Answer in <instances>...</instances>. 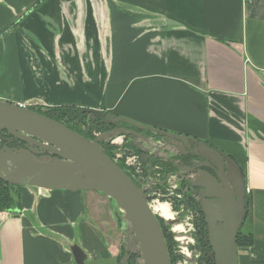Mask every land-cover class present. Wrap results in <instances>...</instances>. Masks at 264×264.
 <instances>
[{
	"label": "crops",
	"instance_id": "obj_1",
	"mask_svg": "<svg viewBox=\"0 0 264 264\" xmlns=\"http://www.w3.org/2000/svg\"><path fill=\"white\" fill-rule=\"evenodd\" d=\"M0 100L93 109L225 154L249 196L238 264H264V0H0ZM19 188L0 264H73V242L109 256L88 191Z\"/></svg>",
	"mask_w": 264,
	"mask_h": 264
},
{
	"label": "water",
	"instance_id": "obj_2",
	"mask_svg": "<svg viewBox=\"0 0 264 264\" xmlns=\"http://www.w3.org/2000/svg\"><path fill=\"white\" fill-rule=\"evenodd\" d=\"M83 112L92 118H99L103 125L123 122L130 128L107 131L99 138L88 141L26 105L0 100V131L24 145L20 149L0 147V180L7 185L29 186L47 192L101 193L114 202L125 224L127 246L119 264H127L129 254L133 253L138 256L135 264H170L161 226L146 196L147 188L134 183L125 170L107 157L101 142L129 136L141 151V156L150 160L152 155L149 153L163 150V146H158V141L153 139L154 136L193 141L219 159L220 154L196 139L162 132L93 109ZM143 142L147 144L146 149ZM226 164L227 172L220 178L222 185L205 172L202 173L205 183L196 184L205 197L201 211L207 225V239L214 264H238L237 235L248 213L243 174L228 157ZM178 222L176 219L164 221V224L168 227ZM66 247L73 264L86 263L87 254L77 243L66 244Z\"/></svg>",
	"mask_w": 264,
	"mask_h": 264
},
{
	"label": "flooded vegetation",
	"instance_id": "obj_3",
	"mask_svg": "<svg viewBox=\"0 0 264 264\" xmlns=\"http://www.w3.org/2000/svg\"><path fill=\"white\" fill-rule=\"evenodd\" d=\"M122 127L130 128L127 124L121 122L115 125H103L102 132L121 129ZM144 134L148 133L144 132ZM123 137L126 138L125 142H127V144L129 145L128 148H134L135 151L137 150V156H139V160L143 162V165L145 167V183L143 182L141 185L145 187V184L147 183L149 190H152V187L157 190V192L154 191L152 192V194H149L148 197H151L153 194H155L157 197L161 198L168 197L169 200H171V197H175L176 202H179V200L177 199H180V202H182L181 206H183L184 208L181 209V212H179L176 218L180 223H182L180 214L186 211L191 212V210L193 209L195 218L193 217L192 219H194V225L198 227L197 233H199L201 231L200 229H202L205 225V239L206 243L209 245V241L207 239V225L205 224V218L201 211V203L205 201V197L202 196L201 188L196 187V184L205 183L204 181L206 180L202 176V173L205 172L208 175H211V177H213L216 182L222 185V181L220 180V178L223 177L227 172V156L217 151V153L220 154L219 159L193 141H182L180 139L177 140L174 137L162 138L159 136H154L153 139L155 141H158V146H163V150H153L151 153H149L150 155H152L150 160V158L141 156V151L138 147H135V143L132 142V139L129 136ZM0 139H4L0 140V147L9 146L12 148L20 149L24 146L23 143L18 142L16 139L11 140V137L8 134L0 135ZM198 142H201L206 147H210L213 149L212 146L207 145L202 141ZM143 145H145L146 149L147 144H144L143 142ZM138 183L140 184V182ZM170 187H173L175 190H171ZM160 189L165 191L166 194H162ZM182 218L184 219V216H182ZM197 235L198 234H196V236ZM196 245V248H198L200 254L197 264H214V255L210 246V249H207L206 251L207 254L204 255L200 253L201 248L199 244L197 243Z\"/></svg>",
	"mask_w": 264,
	"mask_h": 264
},
{
	"label": "rangeland",
	"instance_id": "obj_4",
	"mask_svg": "<svg viewBox=\"0 0 264 264\" xmlns=\"http://www.w3.org/2000/svg\"><path fill=\"white\" fill-rule=\"evenodd\" d=\"M26 107L30 109H36L41 112H46L47 109L51 108L49 107H44L39 104H27ZM81 109V108H80ZM83 111V110H82ZM86 116L80 119H74L70 121V124L76 128L80 129L84 134L88 135L90 138L93 140L96 138H99L103 133H106V131L102 132L100 131L99 128L96 127L94 123H92L93 117L87 113H84ZM101 122V121H100ZM103 125V124H102ZM106 126V125H104ZM117 140L120 139L122 143L117 140V144H112L110 141L111 140ZM126 138L121 136V137H116L108 140V142H101L102 147L103 145L107 146L109 149V152L111 154L112 159H116L114 157L115 153L121 154L122 158L118 159L116 161V164L123 170L126 171L127 175L130 177L131 174L135 176V178L140 179V181H143L145 183V170H144V165L143 162L139 160V156H137V150L135 151L134 148H128L129 145L127 144ZM120 143V144H119ZM5 147V146H4ZM8 147V146H7ZM122 148L120 151L116 152V149ZM129 158V162L132 163L131 168H127L125 165V160L126 158ZM137 168V170L140 171L138 176L136 175V171L134 168ZM132 169L134 171H132ZM142 170V173H141ZM129 172V173H128ZM132 180V178L130 177ZM139 184V183H138ZM140 186H142L140 184ZM144 187V186H142ZM145 187L147 188L146 190V196L148 198L149 205L152 204L155 200H158L159 202H164V203H173L171 204L170 209H172L173 212H180L181 209H184L183 206H181L180 199L179 202H176L175 197H171V200L168 199V197L161 198L157 197L155 194H153L151 197H148L149 194H152V192L157 190L152 187V190L148 189V184H145ZM171 190H175L173 187ZM161 193L166 194L165 191L162 189ZM159 191V190H158ZM159 193V192H158ZM85 211L84 215L86 217L87 223L89 224L90 229L95 235V238H97V242L102 243L104 246L108 247L109 250V256H106L105 260H101V257H94L93 255L89 256L88 260L90 263L87 264H119L121 259L124 257L123 255L125 254V247L127 246V242L125 241L127 232L125 228L124 221L122 220L121 213L116 209L114 202L110 199H107L104 197L101 193L98 192H88L85 193ZM158 198V199H157ZM249 198V196L246 194V199ZM170 206V205H169ZM175 206V207H173ZM181 207V208H180ZM193 208V207H192ZM250 215L252 214L250 210ZM184 216V219L182 218ZM181 221L182 223L178 222L182 227L183 231H188V239L191 240V246L188 247V252L190 253L193 261L191 264H197L199 260V251L197 247L198 240L201 238L200 234L197 233V226L194 225V219L195 218V213L194 210L192 209L191 212H182L180 214ZM184 220V221H183ZM185 222L188 223L189 225L191 224L192 227H189V225H185ZM164 223V221H163ZM243 225L241 226L240 230L244 234H248L251 228V223H250V216L248 215L247 218L243 221ZM199 225V224H198ZM196 226V227H195ZM200 226V225H199ZM201 230V229H200ZM169 231L170 227H169ZM172 234V239L174 240V234ZM196 234H198L196 236ZM196 236V237H195ZM175 245L172 247V254L173 258H175L172 262V264H185L186 262L184 256L180 254V249H179V244L174 240ZM129 254V261L127 263H133L135 264V260L138 258V256L135 258L132 255ZM99 260L94 261V260ZM119 261V262H118Z\"/></svg>",
	"mask_w": 264,
	"mask_h": 264
},
{
	"label": "trees",
	"instance_id": "obj_5",
	"mask_svg": "<svg viewBox=\"0 0 264 264\" xmlns=\"http://www.w3.org/2000/svg\"><path fill=\"white\" fill-rule=\"evenodd\" d=\"M33 111H37L40 114H43L44 116H47L48 118H51L57 122H59L62 125H65L67 128L73 130L74 132L82 135L85 139H87L88 141H93L92 138H90L88 135L84 134L80 129H76L74 128L71 124L70 121L71 120H76V119H80L85 117L86 115L83 114L82 109L80 108H76L74 106H56V107H51L49 109H47L46 112H41L39 110H34L31 109ZM92 123H94L96 125L97 128L100 129V131H103V125L100 122L99 118H93ZM5 134L6 132L0 131V135ZM103 150L104 153L107 157H111V154L109 152V149L107 146L103 145ZM123 170V169H122ZM19 187L16 186H12V185H7L5 184L3 181L0 180V213L1 212H9L10 210H14V209H19V202H18V197H19ZM248 205H249V198L246 199V208L248 209ZM249 210V209H248ZM159 226H161V230L163 233V238L165 240L166 243V248H167V252L170 258V264H172L173 260L175 258H173V254H172V247L175 245L174 240L172 239V234L169 231V226H165L163 223V220L156 217ZM201 238L198 240V244L200 246V253L201 254H207L206 251L209 248V245L206 243V233H205V225L203 226V228L201 229V231L199 232ZM252 243V238L249 234H244L241 232V230H239L238 235H237V248L240 247H247L250 246ZM133 257H137V254L132 255ZM119 262V261H118ZM127 264H133V263H127Z\"/></svg>",
	"mask_w": 264,
	"mask_h": 264
},
{
	"label": "bare ground",
	"instance_id": "obj_6",
	"mask_svg": "<svg viewBox=\"0 0 264 264\" xmlns=\"http://www.w3.org/2000/svg\"><path fill=\"white\" fill-rule=\"evenodd\" d=\"M150 209L156 217L163 221H174L177 218V215L170 209L168 203L154 201L150 204ZM169 227L174 234V240L179 244L180 254L186 260L185 264H191L192 257L187 250V247L191 245V240L188 239V231H183V227L179 223L171 224Z\"/></svg>",
	"mask_w": 264,
	"mask_h": 264
},
{
	"label": "built area",
	"instance_id": "obj_7",
	"mask_svg": "<svg viewBox=\"0 0 264 264\" xmlns=\"http://www.w3.org/2000/svg\"><path fill=\"white\" fill-rule=\"evenodd\" d=\"M117 140H119V142L122 143L120 139H117ZM117 140H114V139H113V140H111L110 142H111L112 144H117ZM120 143H119V144H120ZM121 149H122L121 147H120L119 149H116V152H117V151H120ZM114 157H116V159H112V160H113L115 163H116V161H117L118 159H121V158H122L121 154H119V153H115V154H114ZM125 165H126L127 168H131L132 163L129 162V158H128V157H127L126 160H125ZM134 170L136 171V175L138 176V174L140 173V171H139L140 169L137 170V168L135 167ZM134 170L132 169V171H134ZM125 172H126V171H125ZM128 173H129V172H128ZM141 173H142V170H141ZM130 177L132 178V181H133L134 183H136V184H137L138 182H140V184L143 183V181H140L141 178H139V179L137 178V179H136L135 176L132 175V174H131ZM157 199H158V198H157ZM155 201H158V200H155ZM169 205H170V207H171V203H169ZM171 210H172V209H171ZM180 212H181V211H180ZM175 214L178 216L179 212H175ZM185 225L188 226L189 224L185 222ZM189 227H192V225L190 224ZM188 231H190V229H188ZM190 246H191V245H190ZM188 247H189V246H188ZM188 247H187V250H188ZM188 253H189V252H188ZM189 254H190V253H189ZM184 263H186V262H184Z\"/></svg>",
	"mask_w": 264,
	"mask_h": 264
}]
</instances>
